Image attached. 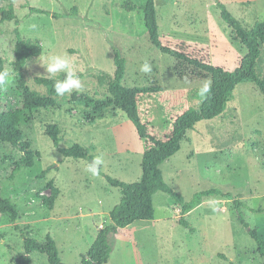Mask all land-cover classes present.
<instances>
[{
	"label": "rangeland",
	"instance_id": "obj_1",
	"mask_svg": "<svg viewBox=\"0 0 264 264\" xmlns=\"http://www.w3.org/2000/svg\"><path fill=\"white\" fill-rule=\"evenodd\" d=\"M242 29L251 32L264 21V0H219ZM147 0H5L0 1V59L10 81L0 86V113L23 109L28 87L48 97L35 79H56L42 63L50 55H67L81 88L57 96L59 107L43 110L22 128L37 154L31 169L15 173L22 153L0 141V199H10L18 211L15 224L0 216V264H13L25 253L24 237L44 242L51 236L65 264H82L100 230L111 222V211L121 192L99 175L92 162L65 158L47 136L50 124L59 127L60 148L80 145L108 176L128 184L143 177L147 144L120 109H111L101 120L89 122L87 104L110 96L115 51L126 59L124 86L132 93L160 87L157 94L139 95L141 121L150 134L165 140L173 123L197 108L199 90L210 78L197 79L198 71L185 65L187 76L177 75L179 62L155 47L145 26ZM159 37L163 46L194 54L212 65L235 71L247 54L221 16L217 0H155ZM78 8L79 18L58 19L32 13L31 8L64 15ZM39 59L17 62L16 23ZM151 68L143 72L144 64ZM257 70L264 73V52ZM166 183L185 203L201 192V206L179 223L182 207L167 194L154 197L155 220L139 221L110 236L112 254L107 264H264L255 240L239 222L234 201L243 202L246 222L264 240V96L252 81L238 85L226 112L200 122L187 133L180 151L162 165ZM52 183L53 188L48 184ZM18 227V229L16 228ZM31 264H49L35 252Z\"/></svg>",
	"mask_w": 264,
	"mask_h": 264
},
{
	"label": "trees",
	"instance_id": "obj_2",
	"mask_svg": "<svg viewBox=\"0 0 264 264\" xmlns=\"http://www.w3.org/2000/svg\"><path fill=\"white\" fill-rule=\"evenodd\" d=\"M217 1L223 20L232 29L235 39L240 41L247 49L246 56L242 60L240 67L235 71L214 66L206 61L204 57L203 59L197 57L195 55L196 52L191 54L163 46L159 37L155 0H147L144 6L145 26L150 40L162 53L171 56L179 62L176 72L178 77L184 79L187 76L184 66L188 65L198 71L197 79L210 78L211 80L210 91L202 96L199 106L181 115L173 123L172 133L165 140H160L149 133L147 126L141 121L136 101L139 95L157 94L162 89L160 87H145L136 89L134 93L127 89L123 84L127 61L118 50L115 51V76L109 85L110 96L104 100H91L87 104L89 109L87 119L91 123L103 119L105 114L111 109L122 110L135 126L140 139L147 144L148 149L143 158V177L140 182L132 184L121 182L105 174L102 168L99 167V174L107 180L111 187L119 189L122 197L120 203L111 211L112 221L106 223L100 230L89 252L82 257V264H107L112 254L110 236L118 234L120 230L133 225L135 222L155 220L154 197L158 193L169 195L182 207V217L179 223L187 228H189V224L186 216L202 205L204 197L217 193V191L201 192L196 196L195 201L185 203L182 196L166 183L161 170L162 165L180 151L189 131L195 130L200 122L213 120L226 112L228 105L234 100L238 85L250 80L255 83L264 96V73L260 74L257 70L259 59L264 52V21L258 23L251 32H247L241 28L226 7L219 0ZM30 11L35 14L53 17L54 19H58L61 16L79 18L77 7H74L71 12L64 15L53 14L37 8H31ZM9 17L15 21L17 26L15 30L18 40L16 67L20 68L27 62L39 59L42 56V52L41 50L35 51L34 45L22 38L18 28L20 21L14 12L11 11ZM2 70L3 64L0 59V72ZM65 76L61 75L56 79L36 78L35 83L47 88L48 97L36 95L28 87H25L26 96L22 99L23 109L0 113V141L11 145L22 153V158L17 162L14 174L21 172L23 169L33 168L37 159L33 144L26 137L22 126L31 125L41 111L55 110L59 107L56 100L58 95L55 92L54 84L57 80L65 79ZM59 130L57 125L50 124L46 133L58 148L60 154L65 158L93 160V157L80 145L60 148ZM48 186L53 188L52 183H49ZM234 205L238 212L239 222L246 229L249 236L255 240L257 252L264 259V240L246 222L242 212L243 202L235 200ZM0 216L7 218L8 223L13 225L17 221L19 211L10 199H0ZM16 228L18 229L17 226ZM24 250L25 253L20 255L13 264H31V255L35 252L46 255L49 264H65L60 257L56 242L51 236H47L44 242L24 237Z\"/></svg>",
	"mask_w": 264,
	"mask_h": 264
},
{
	"label": "clouds",
	"instance_id": "obj_3",
	"mask_svg": "<svg viewBox=\"0 0 264 264\" xmlns=\"http://www.w3.org/2000/svg\"><path fill=\"white\" fill-rule=\"evenodd\" d=\"M42 63V66L46 68V72L49 75H55L58 72H65L66 76L63 80H57L54 84L55 92L58 96H64L65 93H71L73 90H79L81 88V81L79 77L75 75L71 60L67 55H50ZM141 71L147 73L151 71L150 66L146 63L142 66ZM10 81V74L7 71L0 72V86L7 84ZM210 81L205 82L199 90V95L204 96L210 91ZM103 163V159L100 156L95 157L88 166V171L92 175H99V166Z\"/></svg>",
	"mask_w": 264,
	"mask_h": 264
},
{
	"label": "crops",
	"instance_id": "obj_4",
	"mask_svg": "<svg viewBox=\"0 0 264 264\" xmlns=\"http://www.w3.org/2000/svg\"><path fill=\"white\" fill-rule=\"evenodd\" d=\"M194 211V210H193ZM123 230V229H122ZM121 232V230L119 231V233Z\"/></svg>",
	"mask_w": 264,
	"mask_h": 264
}]
</instances>
